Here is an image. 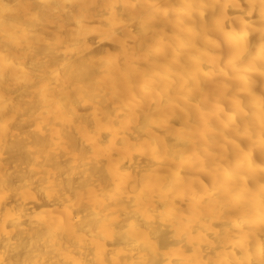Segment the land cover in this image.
<instances>
[{
    "label": "bare ground",
    "instance_id": "obj_1",
    "mask_svg": "<svg viewBox=\"0 0 264 264\" xmlns=\"http://www.w3.org/2000/svg\"><path fill=\"white\" fill-rule=\"evenodd\" d=\"M261 0H0V264H264Z\"/></svg>",
    "mask_w": 264,
    "mask_h": 264
},
{
    "label": "snow or ice",
    "instance_id": "obj_2",
    "mask_svg": "<svg viewBox=\"0 0 264 264\" xmlns=\"http://www.w3.org/2000/svg\"><path fill=\"white\" fill-rule=\"evenodd\" d=\"M262 8H264V0H261ZM262 17H264V12H262ZM262 39H264V34H262Z\"/></svg>",
    "mask_w": 264,
    "mask_h": 264
}]
</instances>
